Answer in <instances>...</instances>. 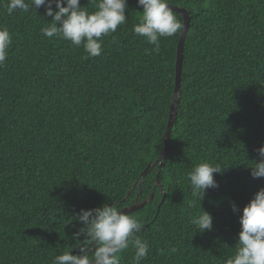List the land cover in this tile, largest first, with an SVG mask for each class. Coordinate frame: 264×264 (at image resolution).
I'll return each instance as SVG.
<instances>
[{
    "label": "trees",
    "instance_id": "trees-1",
    "mask_svg": "<svg viewBox=\"0 0 264 264\" xmlns=\"http://www.w3.org/2000/svg\"><path fill=\"white\" fill-rule=\"evenodd\" d=\"M80 2L94 12L99 0ZM8 3L0 0V28L13 40L0 67V264L79 254L82 209L143 202L157 177L163 189L129 213L149 244L141 264H226L243 209L264 188L250 168L264 146V0H168L190 15L181 98L169 157L142 190L165 147L183 31L154 51L132 31L143 7L128 0V22L88 57L83 45L42 34L52 19L44 6L9 14ZM200 163L222 172L219 187L194 198L188 174ZM204 210L213 229L199 232L192 220ZM134 256L130 245L119 264Z\"/></svg>",
    "mask_w": 264,
    "mask_h": 264
},
{
    "label": "clouds",
    "instance_id": "clouds-1",
    "mask_svg": "<svg viewBox=\"0 0 264 264\" xmlns=\"http://www.w3.org/2000/svg\"><path fill=\"white\" fill-rule=\"evenodd\" d=\"M53 5L58 10H54ZM138 5L143 7L142 19L132 31L154 45V51H159L161 38L176 36L184 30V24L177 18L168 0H138ZM42 6L46 8V16L52 17L48 26L41 28L42 34L49 38L60 37L75 46L83 45L88 57L100 56L102 38L115 33L129 19L126 15L128 0H99L94 12L82 7L80 0H9L7 10L9 14L17 11L29 13L33 9L37 13L36 10ZM12 44L9 30L0 28V67L8 59ZM256 151L258 160L250 167L251 175L253 178H264V146ZM220 172L219 167L209 163L198 164L188 174L193 197H204L209 188L219 187L214 173ZM195 204L194 200L192 206L195 207ZM232 207L234 212H239L234 203ZM74 218L84 225L73 234L76 240L85 237L82 243L76 245L79 254L73 255V250L65 251L55 257L54 264H119V254L130 245L135 249L133 264H141L147 259L149 244L138 236L143 223L114 203H105L90 210L82 209ZM192 224L199 232L212 230L213 216L204 210L193 218ZM240 225L236 253L226 264H264V188L244 207Z\"/></svg>",
    "mask_w": 264,
    "mask_h": 264
},
{
    "label": "water",
    "instance_id": "water-1",
    "mask_svg": "<svg viewBox=\"0 0 264 264\" xmlns=\"http://www.w3.org/2000/svg\"><path fill=\"white\" fill-rule=\"evenodd\" d=\"M134 1L138 3V0H134ZM170 7L174 11L179 12L184 17V30H183L182 35H181V39H180L179 46H178V53H177L176 86H175L173 101H172L171 110H170L168 129H167L165 136H164V141H165L164 150H163L161 156L158 157V159L156 161L150 163L149 166L143 172L142 180H141V184H140V190H142V185H143L149 171L158 165L159 166L158 174H159L163 165L165 164L166 160L169 157L171 131L173 129V126H174V123H175V120L177 117L178 107H179L180 98H181V83H182V78H183V62H184V52H185V41H186V37H187V34L189 32V28H190V15H189L188 11L184 8L177 7V6H174L171 4H170ZM158 185H160L161 188L163 189V185L160 184L159 177H157V181H156V184L154 186L153 193L149 199H147L141 203L136 201V203L133 206L125 207L122 210L126 214H129V213H132V212L137 211V210L141 209L142 207H144L147 203H149L153 199L154 191ZM139 193L141 194V191ZM130 194H131V192H129L128 197L130 196Z\"/></svg>",
    "mask_w": 264,
    "mask_h": 264
},
{
    "label": "flooded vegetation",
    "instance_id": "flooded-vegetation-1",
    "mask_svg": "<svg viewBox=\"0 0 264 264\" xmlns=\"http://www.w3.org/2000/svg\"><path fill=\"white\" fill-rule=\"evenodd\" d=\"M137 200H138V197L135 199L134 204L136 203Z\"/></svg>",
    "mask_w": 264,
    "mask_h": 264
}]
</instances>
